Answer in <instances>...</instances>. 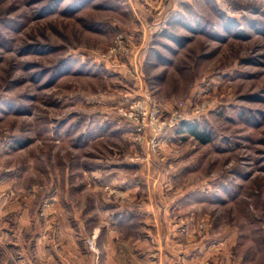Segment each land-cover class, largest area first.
<instances>
[{
	"label": "rangeland",
	"instance_id": "1",
	"mask_svg": "<svg viewBox=\"0 0 264 264\" xmlns=\"http://www.w3.org/2000/svg\"><path fill=\"white\" fill-rule=\"evenodd\" d=\"M142 101L182 122L139 131L122 111ZM7 194L71 195L89 243L104 199L166 212L134 232L181 259L264 264V0H0Z\"/></svg>",
	"mask_w": 264,
	"mask_h": 264
},
{
	"label": "crops",
	"instance_id": "2",
	"mask_svg": "<svg viewBox=\"0 0 264 264\" xmlns=\"http://www.w3.org/2000/svg\"><path fill=\"white\" fill-rule=\"evenodd\" d=\"M141 14L147 15L144 11ZM156 26L159 28V25ZM41 198L46 204L34 211L26 204H19L24 202L23 196H0V264H9L11 260V264H215L214 260H186L185 256L181 259L163 251L162 246L167 248V243L163 244L152 237L136 238V226L137 229L145 228L147 231L167 230L170 223L166 212L158 209H149V212L130 209L126 204H106L102 199V207L97 205V212L102 213V217L96 219L98 240L93 244L85 240L88 235L87 227L84 228L86 232L83 229L85 218L80 223L76 221L82 225L79 234L74 227L71 195H43ZM80 198H88V195H81ZM8 202L16 203L8 206ZM14 213L17 216L12 230L8 216ZM144 218V221L136 224ZM100 230L104 231L102 234L106 238L103 239Z\"/></svg>",
	"mask_w": 264,
	"mask_h": 264
},
{
	"label": "built area",
	"instance_id": "3",
	"mask_svg": "<svg viewBox=\"0 0 264 264\" xmlns=\"http://www.w3.org/2000/svg\"><path fill=\"white\" fill-rule=\"evenodd\" d=\"M122 114L128 117V119L130 118L139 123V131L147 130L148 128L162 130L167 126H179L180 122H182V119L179 120L182 118L179 113H174L167 119L163 116L157 104H144L143 101L129 108H124Z\"/></svg>",
	"mask_w": 264,
	"mask_h": 264
},
{
	"label": "trees",
	"instance_id": "4",
	"mask_svg": "<svg viewBox=\"0 0 264 264\" xmlns=\"http://www.w3.org/2000/svg\"><path fill=\"white\" fill-rule=\"evenodd\" d=\"M185 130L186 132H188L191 136H193L194 138L202 141L203 143H208L210 140V137L208 135H205L204 133H202L200 131V128L198 125L196 124H190V123H183L182 124V130ZM208 136V137H206Z\"/></svg>",
	"mask_w": 264,
	"mask_h": 264
}]
</instances>
